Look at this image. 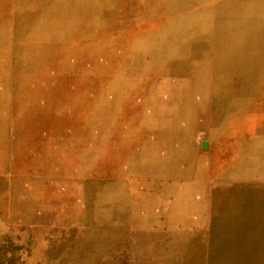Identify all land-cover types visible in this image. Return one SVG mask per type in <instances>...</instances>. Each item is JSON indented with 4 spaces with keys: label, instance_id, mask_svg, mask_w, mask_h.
<instances>
[{
    "label": "rangeland",
    "instance_id": "rangeland-1",
    "mask_svg": "<svg viewBox=\"0 0 264 264\" xmlns=\"http://www.w3.org/2000/svg\"><path fill=\"white\" fill-rule=\"evenodd\" d=\"M259 1L0 0V264H264V63L219 115L195 46Z\"/></svg>",
    "mask_w": 264,
    "mask_h": 264
},
{
    "label": "bare ground",
    "instance_id": "bare-ground-1",
    "mask_svg": "<svg viewBox=\"0 0 264 264\" xmlns=\"http://www.w3.org/2000/svg\"><path fill=\"white\" fill-rule=\"evenodd\" d=\"M238 8L239 5H236L230 12L235 14ZM241 8L238 15L239 23L241 24H239L238 28H242L240 32H247V34H237L226 39H217L215 48L212 42L207 43V41L195 45L198 49H201L204 56L211 55L216 57L213 69L219 74V82L211 86V88L209 87L208 97L203 103L205 108L214 107L216 114L224 116L230 112L229 109L239 107L249 94L250 89L259 87L261 85L259 82H262V79L258 78V76H261L263 70L258 64L264 63V25H261L264 19V0H260L258 5L254 2H249ZM248 41L252 42L247 44ZM238 67H241V69H238ZM238 71L239 73H237ZM236 74H241L242 78H245L244 85L236 89H230L228 88L229 86H225L224 83L236 76ZM164 94L171 101L166 106H158L156 110L157 118L173 115L177 110L176 100L174 99L177 93L167 89L164 90ZM259 166L264 167V154L262 164L260 162Z\"/></svg>",
    "mask_w": 264,
    "mask_h": 264
}]
</instances>
